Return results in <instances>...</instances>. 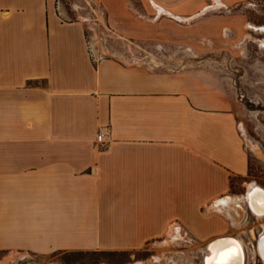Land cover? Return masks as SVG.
<instances>
[{"label": "crops", "instance_id": "crops-1", "mask_svg": "<svg viewBox=\"0 0 264 264\" xmlns=\"http://www.w3.org/2000/svg\"><path fill=\"white\" fill-rule=\"evenodd\" d=\"M96 1L122 27L241 2ZM58 13L56 0H0V253H136L177 228L184 240L220 234L223 219L233 228L217 208L248 173L236 111L185 75L93 62L84 26ZM245 29L264 42V25Z\"/></svg>", "mask_w": 264, "mask_h": 264}, {"label": "rangeland", "instance_id": "rangeland-1", "mask_svg": "<svg viewBox=\"0 0 264 264\" xmlns=\"http://www.w3.org/2000/svg\"><path fill=\"white\" fill-rule=\"evenodd\" d=\"M245 1L260 8L247 9L242 6ZM56 3L64 13L62 16L58 13L63 22L75 21L84 26L85 37L87 35L96 57L116 60L153 76L185 75L222 96L228 108L236 111L240 137L249 156L247 176L231 182L233 195H246L248 184L252 183L264 188V47L244 39L247 34L256 40L263 39V35L246 30L245 24L264 25V0H241L227 9L209 12L198 21L160 22L159 27L152 20L131 22L128 26L124 23L122 27V22L109 20L102 14L96 0H56ZM140 23L148 29L146 38L134 36L135 26ZM247 141L257 154L246 147ZM223 222L225 229L216 236L239 237L245 246V262L264 264L256 243L259 235H264V221L259 222L247 214L240 229L232 228L224 219ZM216 236L187 239L194 242L192 255L187 254L188 248L164 253L158 244L136 253L54 254L48 257L0 253V264H203V251L198 250L205 248L206 241ZM167 251L183 252L181 256L189 255L190 260Z\"/></svg>", "mask_w": 264, "mask_h": 264}, {"label": "bare ground", "instance_id": "bare-ground-1", "mask_svg": "<svg viewBox=\"0 0 264 264\" xmlns=\"http://www.w3.org/2000/svg\"><path fill=\"white\" fill-rule=\"evenodd\" d=\"M215 1V0H214ZM221 7V4L215 1V5L212 7H208L205 11L210 10H218ZM247 9H259L260 7L254 5L250 1L244 5ZM204 11V12H205ZM162 10H159L161 13ZM202 17V16H201ZM248 29V28H247ZM264 30V29H263ZM262 30V31H263ZM257 32V30H256ZM261 33V32H260ZM246 37V36H245ZM246 39H254L247 35ZM262 40V39H261ZM260 46L264 47V42L259 41ZM247 147L250 151L254 154H257L255 147L247 141ZM245 202V207H243V203ZM221 209L217 208V211L222 212L224 215H227L231 220L233 227L236 229H240L243 219L247 216L246 208L252 211V215L257 218L259 222L264 221V188L258 186L255 183L248 184V192L243 197L239 199H224L222 203H220ZM242 207V211L239 208ZM215 208V206H213ZM264 226V222L262 224ZM179 228L174 230L173 237L171 239H167L164 241L163 244L159 246L160 251L166 252V250L176 249V248H188L189 250L186 251L187 254L192 255L193 249L192 244H194L191 240H184L183 238L179 237ZM252 232V231H251ZM259 240V247L257 249L259 256L264 261V235L258 238ZM187 244L184 247L180 244L184 243ZM197 249V248H196ZM171 251V250H170ZM183 251V250H182ZM198 251H203V264H247L245 263V246L244 242L239 238L232 235L229 236H222L211 240L208 244H206L205 248L200 249ZM168 254H176L179 258L183 260H190V256H184L183 252L179 251H172L168 252ZM157 259V258H156ZM141 264V263H137Z\"/></svg>", "mask_w": 264, "mask_h": 264}, {"label": "built area", "instance_id": "built-area-1", "mask_svg": "<svg viewBox=\"0 0 264 264\" xmlns=\"http://www.w3.org/2000/svg\"><path fill=\"white\" fill-rule=\"evenodd\" d=\"M89 44H90V42L88 43V37L86 35L87 52H88L91 60L93 62L97 63L98 61L102 60L103 57L102 56L101 57H99V56L96 57V54H94V52L92 51V49H93L92 46L89 45ZM103 139H104V134L102 132H99L97 134V136H96V143L100 145V148L104 149V148H106V144L103 142Z\"/></svg>", "mask_w": 264, "mask_h": 264}, {"label": "flooded vegetation", "instance_id": "flooded-vegetation-1", "mask_svg": "<svg viewBox=\"0 0 264 264\" xmlns=\"http://www.w3.org/2000/svg\"><path fill=\"white\" fill-rule=\"evenodd\" d=\"M246 192H248V190L246 191ZM244 195H242L241 197H243ZM246 213L247 214H250V215H252V211L250 210V209H248V207L246 208ZM262 235V234H261ZM261 235H259V238L261 237ZM263 236V235H262ZM255 241H256V239H255ZM256 243H257V245L259 244V240H257L256 241ZM245 257H246V254H245ZM260 260V259H259ZM261 261V260H260ZM263 261V260H262ZM261 261V262H262ZM139 263V262H138ZM246 263V262H245Z\"/></svg>", "mask_w": 264, "mask_h": 264}]
</instances>
